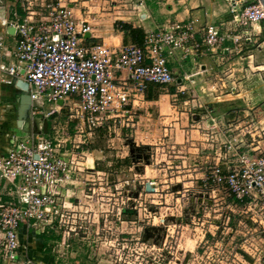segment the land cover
<instances>
[{"label":"rangeland","instance_id":"rangeland-1","mask_svg":"<svg viewBox=\"0 0 264 264\" xmlns=\"http://www.w3.org/2000/svg\"><path fill=\"white\" fill-rule=\"evenodd\" d=\"M80 2H87L90 14L119 21L120 29L129 18L137 24L185 21L189 8L199 11L202 27L231 19L228 0ZM4 9L0 4V14ZM211 65L203 82L184 90L185 107L212 126L194 135V145L182 136L136 144L127 127L88 136L70 126L71 138L83 141V154L76 160L78 173L62 191L67 205L60 234L45 237L42 253L53 264H264V218L259 225L256 212L232 205L225 185L203 181L216 162L223 163L225 174L264 155V30L249 49ZM4 88L0 146L7 148L26 132L15 123L19 104L5 97Z\"/></svg>","mask_w":264,"mask_h":264},{"label":"built area","instance_id":"built-area-1","mask_svg":"<svg viewBox=\"0 0 264 264\" xmlns=\"http://www.w3.org/2000/svg\"><path fill=\"white\" fill-rule=\"evenodd\" d=\"M75 3L0 0L5 8L0 14V87L14 104L23 93L29 97L28 117L19 127L26 135L12 138L0 156V264H35L19 261L25 249L21 230L39 237L60 234L67 205L62 191L78 173L76 160L83 154V141L69 135L71 125L88 136L96 130L116 134L135 123L150 85L176 83L168 63L206 55L222 60L227 53L249 49L259 34L255 31L264 26L259 0H228L227 22L203 27L193 19L172 22L145 31L141 43L109 48L94 41L87 20L75 17ZM222 164H214L205 185H225L232 205L256 212L261 225L264 155L225 174Z\"/></svg>","mask_w":264,"mask_h":264},{"label":"crops","instance_id":"crops-1","mask_svg":"<svg viewBox=\"0 0 264 264\" xmlns=\"http://www.w3.org/2000/svg\"><path fill=\"white\" fill-rule=\"evenodd\" d=\"M85 3L87 4V2L75 3L73 12L76 18L85 19L90 23L92 27L91 37L94 41L103 42L109 48H118L125 44L135 43L129 36H127V39H124V33L120 27H118L119 21L116 19L111 21L108 20L105 18L106 14L104 13L90 14V11L84 9L86 8V6H84ZM77 6H79V8H77ZM95 12H99V10L95 8ZM183 17H186L185 21L190 19L197 21V27H200V23L203 21V19L202 21L199 20V11L192 12L190 8L183 13ZM228 20L230 19L221 17L218 18L216 23L207 21L205 24H218L220 22H227ZM122 24L131 26L133 29L143 32V34L147 30L160 26L152 21L137 24L134 18H129V20L123 21ZM152 24L153 26H151ZM262 30H264V27H260L258 33L260 34ZM209 60H212V62ZM215 61L213 57L206 55L168 63V67L175 77L176 83L165 88L156 85L149 86L146 93V101L140 105L141 109L138 111L135 123L129 125L126 129V131H129V134H127L128 137L136 144L147 143L152 145L155 144L156 141H163V139L164 141L172 142L174 136L175 138L182 136V139L186 142H190V145H194V143L191 142V140L194 139V135H204L203 131H207L210 128L212 129V126L207 128L208 126H206L203 121L206 116L196 115L197 113H192L190 109L185 107L186 103L189 101L184 99V97H186L184 90L185 88L196 87L199 83L203 82L202 76L213 69V65L211 64ZM202 87L204 86H200V88ZM170 88H173L175 92L170 93ZM4 89L7 90L6 88ZM5 97H8L9 100L11 99L8 90L6 91ZM0 109H3L1 105ZM152 140L154 142H152ZM5 150L6 148L4 146H0V152L3 151L4 153ZM52 235L54 234H47L45 236L49 237ZM19 238L25 248L19 253V261L29 259L35 264H53V258L48 254L42 253L44 250L43 239L34 233H26L25 230L20 231Z\"/></svg>","mask_w":264,"mask_h":264},{"label":"water","instance_id":"water-1","mask_svg":"<svg viewBox=\"0 0 264 264\" xmlns=\"http://www.w3.org/2000/svg\"><path fill=\"white\" fill-rule=\"evenodd\" d=\"M259 1L264 8V0H259ZM86 37H88V35ZM16 85L24 91L27 89V85L21 81H17ZM17 103L19 104V112L17 115V126L20 127L22 124V121L26 120L28 117L29 97L23 93L20 95ZM58 103L61 104L62 102L59 101ZM26 114H27V117L24 119ZM46 130H47V122H44V131Z\"/></svg>","mask_w":264,"mask_h":264},{"label":"trees","instance_id":"trees-1","mask_svg":"<svg viewBox=\"0 0 264 264\" xmlns=\"http://www.w3.org/2000/svg\"><path fill=\"white\" fill-rule=\"evenodd\" d=\"M121 30L124 33V39H127V36L131 37L135 43H141L143 40V32H139L137 29H133L131 26L126 24L121 25ZM170 93H174L175 90L172 88L169 89ZM45 235L40 236L41 239L45 241Z\"/></svg>","mask_w":264,"mask_h":264}]
</instances>
